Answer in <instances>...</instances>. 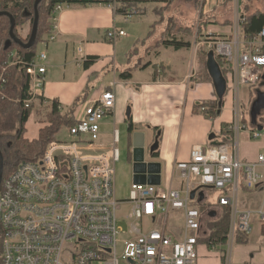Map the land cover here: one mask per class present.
<instances>
[{
	"label": "built area",
	"instance_id": "1",
	"mask_svg": "<svg viewBox=\"0 0 264 264\" xmlns=\"http://www.w3.org/2000/svg\"><path fill=\"white\" fill-rule=\"evenodd\" d=\"M234 1L233 36L211 39L207 47L231 67L228 86L238 99L241 89L256 86L263 76L264 29L245 39L241 33L245 18L239 10V0ZM67 8L55 6L52 33L45 41L56 40L59 16ZM134 16L138 15L132 9L121 17L127 24ZM127 35L124 30L114 28L107 33V39L115 42ZM79 53L84 63L87 58L83 50L79 49ZM46 59L45 54H39L28 66L31 98L24 101L25 108L37 103L39 97L44 98ZM16 64L20 61L0 66V96L5 97L8 69ZM116 103L112 89L84 102L79 116L74 114V125L68 127L70 140H57L42 157L21 163L3 179L2 264H198L203 214L192 203H200V190L204 188L221 191L218 206L230 210L227 252L222 257L227 258L226 264H233L238 235L249 237L253 233V213L240 209L241 186L250 190L264 187V155L255 163L243 162L240 157L239 135L245 130L240 104L230 128V142L209 148L195 146L189 161L175 165V175L186 184L184 190L161 191L160 186L134 183L130 200L120 201L116 195V164L120 160L118 126L114 125L110 144L101 141L102 123L114 113ZM259 137L260 133H253L254 139ZM192 179L197 183L192 184ZM197 189L192 200L191 193ZM206 200L205 197L203 202ZM126 203L132 205L133 224L128 231L120 225L122 220L117 212ZM179 212L184 215V227L178 239L170 233L168 225L171 215ZM259 214L264 222V212L261 210ZM144 220L153 229L144 232L138 225ZM207 233L205 238L209 236Z\"/></svg>",
	"mask_w": 264,
	"mask_h": 264
},
{
	"label": "crops",
	"instance_id": "2",
	"mask_svg": "<svg viewBox=\"0 0 264 264\" xmlns=\"http://www.w3.org/2000/svg\"><path fill=\"white\" fill-rule=\"evenodd\" d=\"M169 1L154 2L165 8ZM197 1V8L192 1H188L189 12L188 15H183V19H171V34L167 33L169 27L165 23L166 27L157 40L154 39L156 36L154 31L151 33L152 30L147 34H139L141 32L137 33L134 29L115 42L107 39V33L114 28L123 30L126 23L121 16L115 14L113 7H69L59 16L56 40L42 42L37 47V55L47 56L43 63L47 68L43 91L47 105L56 100L63 111H68L83 95H86L88 101L112 89L117 103L114 113L107 120L113 119L117 126L129 123V127L134 126L133 133H150L151 143L157 146L154 154L157 153L156 162L162 166V176L166 172L171 179L169 188L179 190H184L186 184L175 175V165L189 161L195 146L209 148L230 142L235 101L238 100L242 105L241 93L244 99L249 94V90L243 88L237 99L227 84L228 91L221 98L208 68L211 53L207 47L208 41L233 36L235 1ZM244 8L249 13L264 12V0H239L241 14ZM195 10L198 12V19H186ZM188 28L192 29L191 35L178 33L180 29ZM165 35L169 40L176 38L178 41L189 42L191 46L180 50L163 46ZM122 41L125 45L120 47ZM79 49L83 50V56L87 58L84 63H81L82 54ZM126 71L132 72L131 78L123 80L120 75ZM218 100L223 106L217 118L211 119L202 113H195V107L201 103ZM244 126L245 130L239 135L240 157L243 162L255 163L260 155H264V126L252 131L247 129V125ZM39 131L29 140L38 139ZM256 132L261 134L258 139L253 138V133ZM175 180H179L177 185ZM200 195V203L209 204L207 200L203 202L206 195L203 192ZM239 205L242 211L253 213V232L254 221H257L255 218H258L256 225L264 239V222L259 214L261 210L264 212V187L258 186L250 190L242 185ZM209 207L216 216L221 213L218 202L215 205L209 204ZM209 213L211 215L213 212ZM172 218H175V225L178 221H182V225L169 229ZM169 225L170 233L181 238L183 213H173ZM207 231L203 225V239L208 235ZM250 236L238 235L237 242L248 243ZM237 250L242 249L239 247ZM256 251L246 261L244 256L240 257L241 261H245L244 264H264V243ZM208 253L207 256L210 255ZM218 260L221 264L224 263L221 256Z\"/></svg>",
	"mask_w": 264,
	"mask_h": 264
},
{
	"label": "trees",
	"instance_id": "3",
	"mask_svg": "<svg viewBox=\"0 0 264 264\" xmlns=\"http://www.w3.org/2000/svg\"><path fill=\"white\" fill-rule=\"evenodd\" d=\"M35 1L36 0H0V12H7L13 15L16 20V28L14 30L15 36L25 44L29 42L33 30L35 20ZM174 1L175 0H170L168 5L159 11L163 13L164 10L169 8ZM191 1L193 2L194 7L197 8L198 1ZM147 3L149 2L141 0H43L38 8L39 25L37 40L31 49H24L12 42L10 36L11 20L8 16L0 17V66L20 61V64H16L8 69L9 81L5 90V97L0 96V119L1 115L5 114L14 107L18 109L19 116V130L17 134L10 139L0 135V149L4 157L3 179H6L8 176L13 174L21 163L36 161L38 158L42 157L46 150L53 143L57 142V136L62 129L64 127H71L74 125V113L76 107L82 102H85L87 99L86 95H83L68 111H63L61 104L56 100L49 103V105H45L46 99L43 97H39L37 103H33L29 108H25L23 104L24 101L31 98V82L27 75L28 66L37 56L38 45L45 42L46 38L52 33L51 17L55 6L60 4L69 7L112 5L115 7L116 15L124 16L132 9L137 12V15H143L146 11L145 5ZM242 16L245 18V22L241 25V33L245 39L258 35L264 29V12L255 11L253 13H249L244 8L242 10ZM28 22L30 23V31L27 37H24L21 34L20 29L24 28L25 24ZM156 24L157 23H155L153 27H156ZM172 26L173 25L169 26L167 31L168 34H171L173 30ZM152 32L153 31H151V33ZM178 33L191 35L192 29H180ZM162 45L166 47H173L176 50L189 48L191 46L189 42L178 41L176 38L169 40L166 35L163 38ZM214 55L215 60L220 67L221 73L226 80V83L229 85V76L232 73V69L223 60V58L216 54ZM131 73V71L123 72L120 77L123 80H128L131 78ZM263 82L264 72L257 85H261ZM37 105L39 107H45L48 110L45 121L48 125L40 129L38 139L30 141L26 138L27 123L29 122L33 112L36 110ZM222 106L223 104H220L219 100L215 102H203L195 107V113H202L207 118L214 119L221 113ZM60 109H62V111ZM243 122H245V118L243 119ZM129 131L131 134L134 132L133 125L129 127ZM154 157L157 158V153L154 154ZM204 204L205 203H200L198 205ZM192 205L197 206V203L193 202ZM199 210L203 213L205 208H201L200 206ZM230 220V210L227 208L222 209L221 217L207 224L209 236L205 239L199 240L200 245L205 244L209 250H217V248L220 249L225 247L228 242ZM262 235L264 236V226L262 228ZM2 243L3 242L0 237V253ZM222 260L224 262V258ZM0 264H2L1 257Z\"/></svg>",
	"mask_w": 264,
	"mask_h": 264
},
{
	"label": "rangeland",
	"instance_id": "4",
	"mask_svg": "<svg viewBox=\"0 0 264 264\" xmlns=\"http://www.w3.org/2000/svg\"><path fill=\"white\" fill-rule=\"evenodd\" d=\"M119 1H129V0H119ZM147 1L149 3L146 4V11L143 15L134 16L133 19L124 24V31L127 33L131 32L135 29V31L139 34H147L151 30L154 31L156 38H160L164 27L171 26V19H183V15H188L189 6L188 1L191 0H175L173 4L164 10V12H160L159 10L162 7L154 1H162V0H141ZM192 10V9H191ZM185 17V16H184ZM185 19V18H184ZM186 19H198V12L195 10L191 11L189 16ZM157 21L156 27L153 28L152 24L154 25ZM166 23V26H165ZM30 31V24L25 28H21L20 32L24 37H27ZM154 36V37H155ZM194 39V38H193ZM125 45V42L122 41L120 43V47ZM41 52V51H40ZM253 87H246L249 90V94L246 98H243V93H241V102L243 101L242 105L240 103V111L242 113L243 119L245 118V122L242 125H247V129L252 131L253 129H258L260 126H264L263 118H264V82L259 86ZM253 88V90H251ZM243 91V89H242ZM239 101H235V110L238 109ZM83 108V104H79L76 107L75 115L76 117L79 116L81 110ZM48 110L45 107H39L37 105L36 110L33 112L32 116L30 117L29 122L27 123V133L26 138H31L35 136L36 133L41 129L47 126L46 124V113ZM118 129L120 131V143L118 144L120 160L116 164V195L120 201H128L131 197L132 185L134 184V156H133V134L129 131V123L118 124ZM19 130V116H18V109L16 107L10 109L5 114L1 115L0 119V135L8 137L9 139L12 138L17 134ZM68 127H64L62 131L58 134L57 140L60 141H68L70 140V135L68 131ZM114 131V121L113 119L105 120L102 123V135L101 141L104 144H110L112 139V134ZM152 136L150 133H146V146H147V156L149 155L148 147L154 146L156 144H152ZM179 180H175L177 182ZM171 179H169L166 172H163L162 176V184L158 188V190L166 191L170 186ZM192 184H196V180H191ZM203 194L206 195V202H209L210 205H215L218 202L219 197L221 196V191L204 188L202 189ZM209 204L204 205H197L198 208H205L203 211V225L204 229L207 231L208 226L207 224L211 221H214L221 217V213L217 214L218 216L212 217L209 212H214L210 209ZM203 206V207H202ZM118 215L121 218L122 222L120 225L124 228L125 231H128L129 227L133 224V219L131 218L132 214V205L126 203L118 208ZM175 219V218H174ZM174 219L172 218L171 224L169 225V229L172 227H178L182 225V221H178L177 224H174ZM258 222V218H255ZM254 221V232L250 236L249 242L244 244H239L237 240L234 242V252H233V264H244L243 262L246 261L247 257L252 258L256 254V250L262 246L264 243V239L259 234L258 226ZM138 225L140 228L147 232L153 229V226L150 224L148 220H144L143 222H139ZM240 247V251L237 249ZM207 252H209L207 256ZM227 252L226 246L223 248H217V250H209L205 244H201L198 248V264H221L218 260L219 256L225 257ZM122 248H119V254L121 255ZM238 255V257H237ZM245 257V261H241L240 257ZM226 260H224L223 264H226ZM254 264V263H253Z\"/></svg>",
	"mask_w": 264,
	"mask_h": 264
},
{
	"label": "water",
	"instance_id": "5",
	"mask_svg": "<svg viewBox=\"0 0 264 264\" xmlns=\"http://www.w3.org/2000/svg\"><path fill=\"white\" fill-rule=\"evenodd\" d=\"M43 0H36L34 3L35 9V20L33 25L32 34L28 43H24L19 38L15 36L14 30L16 28V20L13 15L7 12H0L1 16H8L11 20L10 36L12 42L16 43L24 49H31L37 40L38 25H39V5ZM208 68L210 74L214 80V84L218 95L223 98L226 94V80L224 79L220 67L215 60L214 53H210ZM133 134V156H134V183L137 185H151L160 186L162 179V166L160 163L156 162L154 157V152L157 146L154 145L149 151L147 156V146H146V135L144 133L136 132ZM4 178V157L0 149V187ZM198 189L191 193V199L195 200ZM212 217L216 216V213L211 214Z\"/></svg>",
	"mask_w": 264,
	"mask_h": 264
},
{
	"label": "flooded vegetation",
	"instance_id": "6",
	"mask_svg": "<svg viewBox=\"0 0 264 264\" xmlns=\"http://www.w3.org/2000/svg\"><path fill=\"white\" fill-rule=\"evenodd\" d=\"M152 146L150 145L149 147H148V150L151 148Z\"/></svg>",
	"mask_w": 264,
	"mask_h": 264
}]
</instances>
